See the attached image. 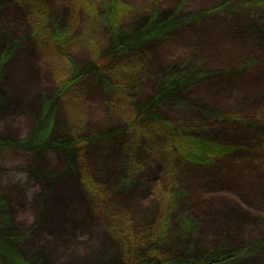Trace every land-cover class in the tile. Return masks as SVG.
Returning a JSON list of instances; mask_svg holds the SVG:
<instances>
[{
  "label": "rangeland",
  "instance_id": "obj_1",
  "mask_svg": "<svg viewBox=\"0 0 264 264\" xmlns=\"http://www.w3.org/2000/svg\"><path fill=\"white\" fill-rule=\"evenodd\" d=\"M4 139L0 264H264V0H0Z\"/></svg>",
  "mask_w": 264,
  "mask_h": 264
},
{
  "label": "trees",
  "instance_id": "obj_2",
  "mask_svg": "<svg viewBox=\"0 0 264 264\" xmlns=\"http://www.w3.org/2000/svg\"><path fill=\"white\" fill-rule=\"evenodd\" d=\"M116 12L114 11L112 13V16L110 17V21L112 23H114L113 21L116 19ZM6 49V47H5ZM3 53V50H2ZM51 102V101H50ZM51 104L52 103H47L46 106V111H45V117L50 116L51 111L53 110V107L51 108ZM48 113V115H47ZM47 115V116H46ZM47 120V119H46ZM46 120H44V124L45 126L42 124V128L36 130L35 135L37 136L36 138H32V143H28L30 145V148H34L36 146H39L40 143L43 141L44 137L47 135V129H46ZM40 127V125L38 126V128ZM48 128V126H47ZM46 130V131H45ZM34 135V137H35ZM41 137V138H40ZM39 138V142L36 141V139ZM24 142H15L13 140L10 139H4V142H0V148H9V147H14L16 144L22 146ZM73 143V142H72ZM26 146V145H25ZM175 147L176 150L178 151V153L184 157L187 160H191L192 162H196V163H205L208 162V160L212 159L213 157L222 154L225 152V149H223L222 147L215 145V144H207L204 141H200V140H196L193 138H189V137H181L177 142H175ZM63 150V149H61ZM68 167L66 166V169L68 171L69 174L74 175L76 170L73 169V165L71 163L67 164ZM74 173V174H73ZM80 174V178H81V182L83 184V186L85 187V189L90 192V193H97V185L94 184L91 179L86 176L83 172L79 171ZM226 250L223 248L214 251L213 253H209V254H205L203 255V257H201L200 259H195V260H191V259H187V260H183V259H179V260H170V261H165L167 264H218V262H221L223 260H225V255L223 256V253ZM233 259H236L238 256H230ZM17 259V257H15ZM29 262V261H28ZM31 262V261H30ZM169 262V263H168ZM171 262V263H170ZM174 262H178V263H174ZM164 263V264H166ZM31 264V263H30ZM162 264V263H160Z\"/></svg>",
  "mask_w": 264,
  "mask_h": 264
}]
</instances>
